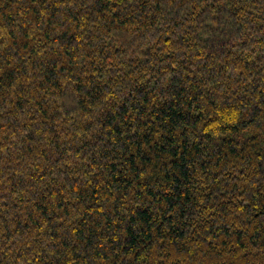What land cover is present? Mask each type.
<instances>
[{
  "label": "trees",
  "instance_id": "trees-1",
  "mask_svg": "<svg viewBox=\"0 0 264 264\" xmlns=\"http://www.w3.org/2000/svg\"><path fill=\"white\" fill-rule=\"evenodd\" d=\"M0 264H264V0H0Z\"/></svg>",
  "mask_w": 264,
  "mask_h": 264
}]
</instances>
